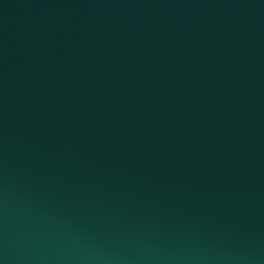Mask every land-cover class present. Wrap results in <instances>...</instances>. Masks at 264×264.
<instances>
[{"label": "water", "instance_id": "95a60500", "mask_svg": "<svg viewBox=\"0 0 264 264\" xmlns=\"http://www.w3.org/2000/svg\"><path fill=\"white\" fill-rule=\"evenodd\" d=\"M0 264H264V0H0Z\"/></svg>", "mask_w": 264, "mask_h": 264}]
</instances>
